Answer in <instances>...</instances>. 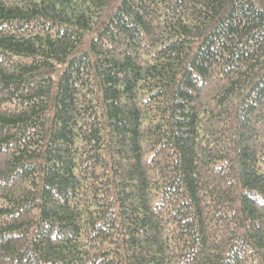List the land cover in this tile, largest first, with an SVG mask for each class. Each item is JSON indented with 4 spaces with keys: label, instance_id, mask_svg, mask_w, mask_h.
I'll use <instances>...</instances> for the list:
<instances>
[{
    "label": "trees",
    "instance_id": "16d2710c",
    "mask_svg": "<svg viewBox=\"0 0 264 264\" xmlns=\"http://www.w3.org/2000/svg\"><path fill=\"white\" fill-rule=\"evenodd\" d=\"M0 264H264V0H0Z\"/></svg>",
    "mask_w": 264,
    "mask_h": 264
}]
</instances>
